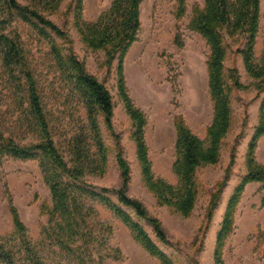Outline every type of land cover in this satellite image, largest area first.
I'll return each instance as SVG.
<instances>
[{
    "label": "rangeland",
    "instance_id": "1",
    "mask_svg": "<svg viewBox=\"0 0 264 264\" xmlns=\"http://www.w3.org/2000/svg\"><path fill=\"white\" fill-rule=\"evenodd\" d=\"M112 2L83 0L82 21L95 23L109 10ZM185 3L186 13L176 22V0H143L139 7L137 41L127 50L122 70L128 99L145 117L144 139L153 177L174 186L177 184L172 169L175 119L182 118L196 136L205 140L213 118L207 68L209 48L199 34L187 28L192 7L203 6L204 0H185ZM76 5L77 0H64L56 11L43 14L67 33L69 45L84 62L87 72L103 84L112 97V132L105 127L102 117L98 118L108 152L107 165L102 174L87 176V182L97 188L121 189L118 165V155L121 154L129 167L126 196L138 201L146 213L159 222L172 245V248L159 245L161 251L172 257L176 264H214L216 235L228 200L247 173L248 146L259 124L263 99V94L257 92L256 81L246 72L242 56L237 52L240 45L229 43L224 61L231 127L222 140L217 163L196 170L195 205L188 216H183L173 207L161 204L148 189L136 156L134 127L117 88V56L110 63L104 49L92 50L85 44L75 23ZM4 33L20 36L28 64L37 79L53 138L67 157L69 140L86 125L82 100L55 63L47 39L19 20L13 21ZM55 41L59 45H68L60 39ZM263 47L264 0H261L255 63L259 62ZM233 70L236 71L237 87L232 79ZM0 129L20 145L34 141L22 110L4 82H0ZM254 158L264 166V136L257 142ZM263 197L262 184L250 183L245 187L233 212L232 232L224 242L223 264H264V247L261 245L259 250L256 249L258 231H264ZM87 203L93 206L96 218L88 220L91 244L80 256L59 248L42 235V228L48 222L43 207L50 206V190L44 182L38 160L0 159V237L5 248L17 259L24 257L25 249L22 236L14 228L12 209H15L30 246L36 249L43 264H160L113 212L98 202ZM142 225L154 240L151 227L146 223Z\"/></svg>",
    "mask_w": 264,
    "mask_h": 264
},
{
    "label": "trees",
    "instance_id": "2",
    "mask_svg": "<svg viewBox=\"0 0 264 264\" xmlns=\"http://www.w3.org/2000/svg\"><path fill=\"white\" fill-rule=\"evenodd\" d=\"M63 1L0 0V82L8 85L15 103L22 110L28 132L34 136L32 143L20 145L0 129V159L38 160L44 182L50 190V206L43 207L48 222L42 228V235L59 248L71 250L80 256L89 248L92 233L88 220L96 218V211L87 202L94 201L113 212L143 249L160 264H176L159 247L172 248L159 222L150 217L138 201L126 196L129 167L121 154L118 155L121 189L97 188L86 180L87 176L102 174L106 168L108 152L98 118L101 116L107 130L112 132L114 105L108 90L87 72L84 62L73 52L67 33L43 14L56 11ZM82 1L77 0L74 17L85 44L92 50L104 49L110 63L117 56V88L134 127L133 140L142 177L161 204L173 207L183 216H188L195 205L196 170L217 163L222 140L231 127L232 113L224 61L229 43L240 45L237 52L242 56L246 72L256 81L257 92L263 94V99L259 108V124L248 146L247 173L228 200L223 222L216 235L214 264H223L224 242L232 232L233 212L245 187L250 183H260L264 188V166L254 158L257 142L264 136V47L259 62L254 61L261 0H204L203 6L194 5L191 9L187 28L199 34L209 48L207 68L213 118L205 140L196 136L182 118L175 119V161L172 167L177 177L175 186L153 177L144 139L145 117L128 99L122 75L124 56L137 41L139 7L143 0H113L109 10L93 24L82 21ZM185 13V0H176V22ZM15 20L28 25L49 41L55 63L82 100L86 125L69 140L67 157L61 153L53 138L37 79L28 64L20 36L4 33ZM56 39L68 45H59ZM232 79L234 86H239L235 70L232 71ZM261 206L264 207V197ZM11 213L14 228L22 236L25 253L24 257L17 259L5 248L0 237V264H43L36 249L30 246L15 209ZM142 223L151 227L154 240ZM261 245L264 247V231H258L256 249L259 250Z\"/></svg>",
    "mask_w": 264,
    "mask_h": 264
},
{
    "label": "bare ground",
    "instance_id": "3",
    "mask_svg": "<svg viewBox=\"0 0 264 264\" xmlns=\"http://www.w3.org/2000/svg\"><path fill=\"white\" fill-rule=\"evenodd\" d=\"M138 78H139V77H138ZM138 78L136 79V81H139V79H138Z\"/></svg>",
    "mask_w": 264,
    "mask_h": 264
}]
</instances>
